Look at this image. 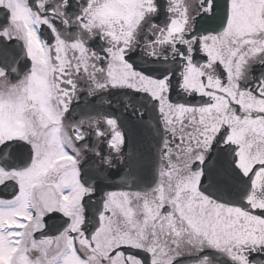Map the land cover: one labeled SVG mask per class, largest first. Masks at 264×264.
Returning <instances> with one entry per match:
<instances>
[{
	"label": "snow or ice",
	"instance_id": "6c2138e0",
	"mask_svg": "<svg viewBox=\"0 0 264 264\" xmlns=\"http://www.w3.org/2000/svg\"><path fill=\"white\" fill-rule=\"evenodd\" d=\"M0 264H264V0H0Z\"/></svg>",
	"mask_w": 264,
	"mask_h": 264
}]
</instances>
